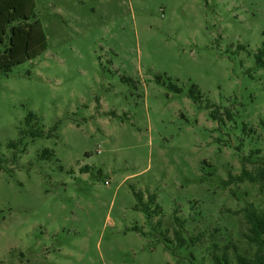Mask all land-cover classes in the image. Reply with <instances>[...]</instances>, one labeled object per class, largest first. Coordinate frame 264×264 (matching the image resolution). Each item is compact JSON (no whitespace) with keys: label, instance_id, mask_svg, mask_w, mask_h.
<instances>
[{"label":"rangeland","instance_id":"374dc122","mask_svg":"<svg viewBox=\"0 0 264 264\" xmlns=\"http://www.w3.org/2000/svg\"><path fill=\"white\" fill-rule=\"evenodd\" d=\"M34 4L47 49L0 74V264L252 257L264 192L229 178L264 162V0Z\"/></svg>","mask_w":264,"mask_h":264},{"label":"trees","instance_id":"16d2710c","mask_svg":"<svg viewBox=\"0 0 264 264\" xmlns=\"http://www.w3.org/2000/svg\"><path fill=\"white\" fill-rule=\"evenodd\" d=\"M34 0H0V74L7 75L11 69L25 61L31 60L39 56L47 49L46 37L40 21L34 13ZM264 41L262 48L255 54L256 61L259 65L264 66ZM173 90L180 92V89L174 84L170 85ZM194 92L196 94H194ZM190 96L194 100L200 99L199 93L194 85H191ZM212 106V105H211ZM211 116L217 119L219 110L216 107L212 110ZM221 117V116H220ZM25 123L31 128L28 132L30 137L46 135L43 130H40L37 117L28 112L25 117ZM264 127V123H263ZM24 131L21 132L23 134ZM20 141L8 143V147L15 148ZM258 151H254L256 154ZM52 156V151L44 149L41 152L40 158H49ZM243 164L245 159H243ZM256 170L251 171L243 167L241 173L236 177H230L236 182H259L260 190L264 192V162L259 163ZM1 169V166H0ZM138 199H140L138 197ZM137 205L136 207H138ZM242 222L245 230L242 236L246 241L255 248L252 257L247 258L244 255L237 253L235 245L228 244L224 247L225 252L230 248L235 252L236 264H264V210L256 208L252 203H248L241 209ZM215 249L218 247L215 246ZM215 264H219V258L213 255ZM222 261L227 263L225 254Z\"/></svg>","mask_w":264,"mask_h":264}]
</instances>
